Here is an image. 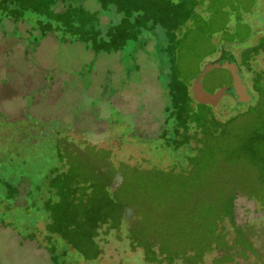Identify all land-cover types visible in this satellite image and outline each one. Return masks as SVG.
<instances>
[{
    "label": "rangeland",
    "instance_id": "rangeland-1",
    "mask_svg": "<svg viewBox=\"0 0 264 264\" xmlns=\"http://www.w3.org/2000/svg\"><path fill=\"white\" fill-rule=\"evenodd\" d=\"M149 1L157 3L158 16L174 13L173 42L161 25L123 22L115 7L104 10L98 0H0V264H264L263 142L247 137L230 148L237 156L231 163L225 146L218 153L216 145L203 144L193 126L182 139L203 151L186 171L194 156L189 145L175 150L167 144L171 135L162 136L166 108L186 89L194 120L210 115L227 125L254 102L264 125V99L250 94L249 78L235 63L221 65L239 90L235 111L219 77L198 82L220 56L264 46L252 33L264 29V0ZM257 62L246 72L264 87L263 61ZM95 169L105 173L109 190L123 194L127 223L155 230L154 259L125 233L105 225L97 234L88 222H97L100 206L80 200L90 185L99 196L90 176ZM59 180L63 202L52 187ZM222 181L237 194L236 224L219 221L208 250L211 224L197 221L212 201L227 200ZM75 194L79 206L68 208ZM195 229L204 231L199 255ZM161 242L186 256L165 254ZM225 252L232 261L221 262Z\"/></svg>",
    "mask_w": 264,
    "mask_h": 264
},
{
    "label": "trees",
    "instance_id": "trees-1",
    "mask_svg": "<svg viewBox=\"0 0 264 264\" xmlns=\"http://www.w3.org/2000/svg\"><path fill=\"white\" fill-rule=\"evenodd\" d=\"M60 1V0H57ZM100 2V5L104 10H112V7H115L117 9V12L119 15L123 18V22H126L132 18H137L138 25H144L141 19H147L152 20L153 27L161 25L164 29H166L169 32V35L172 37V42L175 40L174 38V23L171 20L173 18V12L170 9H165V12H168V14L161 16H158L157 9V3L153 4L152 1L149 0H98ZM168 19V20H167ZM140 20V21H139ZM247 77L249 78V92L251 95H259L263 97L264 94H260L261 88H264L260 86V83H258V77L255 75H251L250 73H247ZM262 83L264 84V75L262 76ZM176 94H173V97H175ZM249 105V104H247ZM245 105V106H247ZM243 106V107H245ZM256 104L254 102L250 103V106L248 110L240 115H238L235 119L232 118V120L227 124L223 125L218 122L216 117H211L210 115L206 116V121L200 120H194V118L191 116L192 107H191V98H190V92L188 89L185 90L184 93H182V100L178 102V99L175 98L173 102L170 103V105L166 108V111L168 112V121H166V125H169L166 127L163 131L162 136L167 137L168 134H170V139L168 140V145H178L175 150L180 148L183 144H188L189 147L190 142L188 139L184 138L182 139V136L186 134L193 126L203 134V144H207L208 142L211 145H216L217 152H222L223 147L225 146L224 154L226 153V159L229 162H234L236 157L234 155V151L232 152L230 148L235 147L237 144H241L243 141L246 142L247 137L254 138V142L257 140L262 141L264 145V125L260 124V120H258V116L260 113L256 111ZM186 107H189V110L186 109ZM210 117V118H209ZM256 119L254 120V118ZM248 120H252L251 125L248 124ZM207 122L212 126L211 128L207 126ZM209 125V126H210ZM254 131L252 135H250ZM253 142V143H254ZM261 143V142H260ZM264 147V146H263ZM191 148V154L194 156H191L189 159V163L186 164L184 169L186 171H190L193 169L195 164H192V160L195 158V156H199L201 154L202 145L199 148ZM264 153V152H263ZM59 171H56L54 173V176L59 175ZM90 176L93 177V179L96 181L98 180L99 184V196H94L91 194V192H94L93 186L88 185L89 183H86V185L89 186V189L85 191V194L82 198L81 204H86V206H89L93 203L95 205L96 202H98V206H100V211L98 213L99 219H97V222H95L93 219L89 220L88 222L93 224L95 226V229L97 230V234L103 226L107 225L109 228H115L119 233H125L137 246L143 247L144 250H146L147 259H154V251H153V244L151 241L155 240V230H151L147 226H137L134 224H128L125 219L128 217L126 216L125 212V206H124V199L123 194L119 193L117 191H111L109 190V180L106 177L104 172L97 171L96 169L93 170L90 173ZM60 177V176H59ZM59 179V178H58ZM225 181V180H224ZM221 182L222 188L226 189L224 198H227L223 201V195L220 196V203H211L210 212L205 214L202 218V220L197 221V224H201L205 226L206 224H211L208 227L210 232L207 234L206 239V247L209 250L211 249V239L215 238L218 232V223L219 221H222L224 218H231L233 221V226H235V201L237 199L236 195H230V187L229 183H223ZM227 181V180H226ZM80 184V183H79ZM142 185V184H141ZM53 190L56 192V195L59 199V201H64L65 199V186L63 185L62 181H53L52 183ZM238 190V189H237ZM236 190V193H237ZM146 193V192H145ZM223 193V194H224ZM69 194V193H68ZM71 195V194H70ZM96 199V200H95ZM95 200V201H94ZM58 205V204H57ZM68 208L78 207L79 201H78V195L75 194V197L70 198L69 203L67 204ZM119 208V210H117ZM61 222V217H60ZM59 220L57 222H59ZM78 220V217H77ZM55 222V223H57ZM196 224V223H195ZM201 225H197V227H201ZM57 228L55 231H57L58 235H61L62 231L60 229V224L56 225ZM125 226V227H124ZM59 227V228H58ZM50 227H47V229ZM205 227L201 228V230H204ZM200 229H195V235L193 236L194 240V246L195 248L199 249L197 251V254L199 255L202 250L201 247L204 246L201 242L202 237L201 234L204 232H200ZM206 230V229H205ZM151 232H153L154 237L151 235ZM184 232V231H183ZM131 235V236H130ZM98 236V235H97ZM96 236V237H97ZM221 236V233L217 236L219 238ZM95 236L92 237V239L95 241ZM161 239V238H160ZM198 242L200 244H198ZM162 244V251L167 254L171 255L173 253H176L179 255L178 257H185L186 250L183 248L175 249L173 245H170V247L163 246ZM193 246V244H192ZM191 247V246H190ZM181 252L182 254H180ZM197 254L193 258H197ZM176 257V258H178ZM233 259V255L230 254V252H225L222 254L220 260L221 262H230Z\"/></svg>",
    "mask_w": 264,
    "mask_h": 264
},
{
    "label": "water",
    "instance_id": "water-1",
    "mask_svg": "<svg viewBox=\"0 0 264 264\" xmlns=\"http://www.w3.org/2000/svg\"><path fill=\"white\" fill-rule=\"evenodd\" d=\"M228 63H215V64H210L204 69L203 75L201 78L198 79V82L201 81V79L207 77L206 75H215L216 77H219L222 83V89L224 90V93L230 98V101L232 102V108L231 111H235L242 103L238 99V87L231 81L232 77H227L225 73L222 70V66H226ZM233 66V65H231ZM236 77H234L235 81L238 82L240 85V89L244 92L246 91V87L241 81V72L237 67H233L231 71ZM212 76V75H211ZM223 115H226V113H223Z\"/></svg>",
    "mask_w": 264,
    "mask_h": 264
},
{
    "label": "flooded vegetation",
    "instance_id": "flooded-vegetation-1",
    "mask_svg": "<svg viewBox=\"0 0 264 264\" xmlns=\"http://www.w3.org/2000/svg\"><path fill=\"white\" fill-rule=\"evenodd\" d=\"M252 33L254 34L255 37H258L260 39L264 38V29L262 28H258V30L255 29V31L253 30ZM259 33H263V35L256 36L257 34L259 35ZM251 44H252V41H250V45ZM224 51H225V47H222L220 49V52H224ZM249 51H251L250 54H245V52H249ZM259 59L263 61V65H264V46L261 47V45H258V43L256 42L254 43V45H251L249 48L243 49L240 55L238 56H231V54H226V55L220 56L219 58H217V61L211 64L221 63L226 60L228 62L235 63L237 66H239L240 69H242L246 73L245 66H255L257 65L258 63L257 61Z\"/></svg>",
    "mask_w": 264,
    "mask_h": 264
},
{
    "label": "crops",
    "instance_id": "crops-1",
    "mask_svg": "<svg viewBox=\"0 0 264 264\" xmlns=\"http://www.w3.org/2000/svg\"><path fill=\"white\" fill-rule=\"evenodd\" d=\"M48 233H49V231H48ZM50 234V233H49Z\"/></svg>",
    "mask_w": 264,
    "mask_h": 264
}]
</instances>
